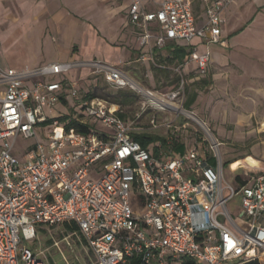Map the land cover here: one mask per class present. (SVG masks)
<instances>
[{
  "label": "built area",
  "instance_id": "1",
  "mask_svg": "<svg viewBox=\"0 0 264 264\" xmlns=\"http://www.w3.org/2000/svg\"><path fill=\"white\" fill-rule=\"evenodd\" d=\"M234 1L129 0L140 58L154 62L168 45L187 46L191 53L178 67L192 64L197 78L205 76L211 55L198 52L193 40L227 47L222 27ZM81 64L0 67V264H51L22 242L38 228L65 223L77 227L72 234L94 256L87 264H260L264 167H244L232 184L224 178L219 143L177 152L173 133L162 134L166 145L154 143L153 153L132 138L134 121L118 116L119 105L96 95L80 100L72 114L88 131L66 129L65 114L55 109L65 91L76 97L64 74ZM87 65L112 87L148 98V130L173 126L164 113L178 109L175 100L182 107V76L174 91H152L115 66ZM20 138L29 145L20 148ZM235 198L240 204L231 210Z\"/></svg>",
  "mask_w": 264,
  "mask_h": 264
},
{
  "label": "rangeland",
  "instance_id": "2",
  "mask_svg": "<svg viewBox=\"0 0 264 264\" xmlns=\"http://www.w3.org/2000/svg\"><path fill=\"white\" fill-rule=\"evenodd\" d=\"M90 1L80 0L79 11L74 10L70 1L61 8L59 0H55L57 5L54 11L46 7L41 9L38 18L45 22L42 32L51 37L46 40L42 38L39 28H31L32 31L28 29L29 22L23 19L26 13L21 8L12 7L10 10L8 0H2L0 67L34 69L52 62L78 60L82 66L64 74V78L73 82L77 89L76 97L65 91L66 104L56 106L55 111L64 114L71 108L78 110L80 100L87 93H94L109 102L117 103L121 100L113 97L117 88L92 72L93 68L87 65L91 61L100 60L115 66L140 86L152 91H174L182 76L188 88L183 103L191 92L197 94L196 99L189 110L183 104L180 108V100H175L178 109H169L164 113L173 126L168 132L165 128L159 132L169 135L173 133L172 137L184 143L186 148L195 147L199 152L210 150L214 142L219 143L216 152L223 165L224 178L232 184L234 177L241 175L244 167L264 165V0H235L228 8L225 15L227 35L224 36L227 48L217 44L206 46L200 44L199 39L193 40L198 46V52H208L212 56L208 71L201 78H197L192 64L179 68L168 63V46L154 54V62L143 61L140 58L142 48L124 23L119 25L117 32L124 34L125 39L113 40L111 47L104 44L101 37L104 35L112 40L120 23L118 13L112 16L108 12L110 7L119 2ZM46 5L52 6L50 1ZM51 19H57L63 24V31L55 32ZM240 28L242 30L238 31ZM179 73L180 79L177 81L175 79L179 78ZM202 79L206 82L201 83ZM123 90L131 92L127 88ZM136 95L131 104L121 107L129 119L136 113L143 115L152 112L148 98ZM98 128L104 130L101 124H98ZM207 131L210 138L203 141ZM29 143L21 138L18 140L20 148ZM241 161H248V164L239 165ZM226 162H229L227 166ZM239 204L238 198L233 199L231 210ZM54 242H57L56 246ZM22 244L51 264H65V261L68 264H87L95 260L80 238L72 234L68 224L40 228L32 239ZM260 264H264V256Z\"/></svg>",
  "mask_w": 264,
  "mask_h": 264
},
{
  "label": "trees",
  "instance_id": "3",
  "mask_svg": "<svg viewBox=\"0 0 264 264\" xmlns=\"http://www.w3.org/2000/svg\"><path fill=\"white\" fill-rule=\"evenodd\" d=\"M242 28H240L238 31H241ZM168 52H167V58L166 61L168 63H172L175 66L180 65L191 53V48L187 47V46H175V45H168ZM177 77H179V75H177ZM179 78H176L175 80L179 81ZM68 81V80H67ZM206 80L202 79L201 83H205ZM62 83L65 84L66 81L62 80ZM170 84L172 82H169ZM188 89L184 83V90ZM93 96H95L94 93H87L84 96V99H90ZM136 93L131 92H127L123 89H118L116 91V93L113 95L114 98L118 99L121 98V100L119 102H115V104L119 105L120 107V112H118V116L123 119L126 122H130V121H134L133 127L134 130L131 131V136L132 138L137 141L139 144H141V146L145 147V148H149V150H151L153 153H155V148L154 147V143L156 142H161L164 146L166 145V137L162 134H160L159 132H155V131H150L148 130V125H147V119L149 117L148 112H145V114L147 113V116L144 117L145 114H141V116L136 119V114H134V117L132 119H129L126 117V114L124 112V110L121 108L125 105H129L132 103V100L135 99L136 97ZM197 94L195 92H191L188 94L185 102L183 103V107L187 110L190 109L191 105L194 103L195 99H196ZM61 101L63 104H66L65 99L62 97ZM114 103V102H112ZM74 113L73 108L70 109V111L68 112V114H65L62 118H60V120L62 122H65V128L69 129V128H75L77 131L79 132H87L89 126L88 125H80L77 121H75L72 117V114ZM140 128V129H139ZM185 145L182 142H178L175 138H174V144L172 145V149L174 151L177 152H183L185 150ZM236 161V160H235ZM229 164V162H226L225 165L227 166ZM239 165H246L248 164V161H241L238 162ZM66 224V223H65ZM68 228L73 232L75 230H77V227L75 225H69L68 224ZM40 229V228H38ZM37 229V230H38ZM187 264H191V262H188ZM245 264H259L257 261H252V262H248Z\"/></svg>",
  "mask_w": 264,
  "mask_h": 264
},
{
  "label": "crops",
  "instance_id": "4",
  "mask_svg": "<svg viewBox=\"0 0 264 264\" xmlns=\"http://www.w3.org/2000/svg\"><path fill=\"white\" fill-rule=\"evenodd\" d=\"M48 1H50L52 6L48 7L46 5V3ZM69 1L73 4V7H74L75 11H79L80 10V6H79L80 5V0H67V1L59 0V6L61 8H64V5L67 6L68 5L67 2H69ZM88 1H90V0H88ZM93 1L94 0H92L90 2L92 3ZM115 1H117L119 3L116 2L117 5L113 6V7H110L111 9L108 12H110L109 14L112 15V16H114L115 13H118L119 16H120L119 17L120 23L118 24V26L116 28V32H115V35H114L112 40H109V39L105 38L104 35H103V37H101V39L103 40V43L111 47L110 43H113V40L125 39V35L124 34H119L117 32V29H118L119 25L124 23L125 27L130 29L131 32L135 35V38H136V40H137V42L139 44L136 32H135L134 28L130 25L129 19H128V15H127L128 6H129V0H115ZM8 3H9L10 10H12V7L14 9L21 8L26 13L25 16L23 17V19H25L26 21L29 22L27 24L28 29H30L32 31V29L34 27L39 28L42 38H45L46 40L48 38L51 39L50 34L45 35L42 32V29H43V27L45 25V22H43L40 18H38L39 17L38 14L39 15L41 14V12H42L41 9H43L44 7L50 8L51 11H54L56 9V5H57V4H55V0H8ZM2 6H3L2 5V0H0V7H2ZM29 8H30V10H29ZM227 10L225 11V15L227 13ZM122 13H123V15H122ZM50 23L53 26V29H55V32L60 33V31H63L64 25L61 24L60 22H58L57 19L56 20L55 19H51ZM30 24H32V26ZM225 35H227V34L225 32V24H224L223 27H222V36H223V38H224ZM227 47H228V44H227ZM227 47H224V48H227ZM211 58H212V56H211ZM76 61H77V63H79L78 60H76ZM143 61H145V60H143ZM65 62H71V60H68V61H65ZM52 63H56V62H52ZM59 63H61V62H59ZM189 65H191V64H189ZM260 167H264V165L263 166L261 165Z\"/></svg>",
  "mask_w": 264,
  "mask_h": 264
},
{
  "label": "bare ground",
  "instance_id": "5",
  "mask_svg": "<svg viewBox=\"0 0 264 264\" xmlns=\"http://www.w3.org/2000/svg\"><path fill=\"white\" fill-rule=\"evenodd\" d=\"M261 165H248L247 167H249V168H259Z\"/></svg>",
  "mask_w": 264,
  "mask_h": 264
}]
</instances>
